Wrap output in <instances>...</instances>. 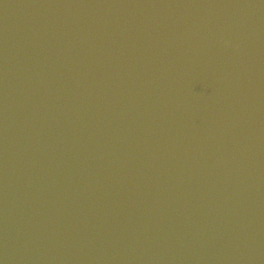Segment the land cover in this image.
I'll return each mask as SVG.
<instances>
[{"label":"water","instance_id":"water-1","mask_svg":"<svg viewBox=\"0 0 264 264\" xmlns=\"http://www.w3.org/2000/svg\"><path fill=\"white\" fill-rule=\"evenodd\" d=\"M0 264H264V0H0Z\"/></svg>","mask_w":264,"mask_h":264}]
</instances>
